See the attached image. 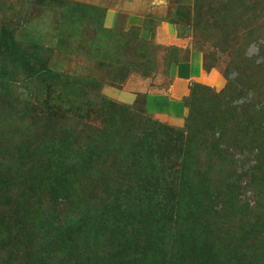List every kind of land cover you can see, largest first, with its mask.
Segmentation results:
<instances>
[{"label":"rangeland","instance_id":"obj_1","mask_svg":"<svg viewBox=\"0 0 264 264\" xmlns=\"http://www.w3.org/2000/svg\"><path fill=\"white\" fill-rule=\"evenodd\" d=\"M147 2L149 23H168L184 41L181 58L192 51L228 81L221 95L193 87L182 126L154 119L141 95L132 103L131 92L122 91L133 75L165 79L175 60L169 55L178 49L139 41L121 14L114 28L104 27L105 10L90 3L0 0V56L62 77L0 90V202L7 189L13 192L0 204V254L7 262L20 263L22 254L25 264H42L40 258L44 264H156L141 250L148 229L139 219L149 215L152 230L181 208L184 217L201 209L226 223L239 214L253 232L246 233L245 255L205 254L199 239L190 253L195 264H264V0ZM194 132L239 163L233 180H189L191 189L181 195ZM105 200L112 205L104 216L70 222L79 216L77 206L102 210ZM40 212L61 228L52 246L32 230ZM86 238L101 256L89 252L95 246Z\"/></svg>","mask_w":264,"mask_h":264},{"label":"trees","instance_id":"obj_2","mask_svg":"<svg viewBox=\"0 0 264 264\" xmlns=\"http://www.w3.org/2000/svg\"><path fill=\"white\" fill-rule=\"evenodd\" d=\"M133 29H135L136 31L135 37H137L139 41H142L139 38L138 29ZM67 40L68 39H63L61 40V43L69 44ZM1 57H4V59H1ZM35 59L39 63L45 61L43 56H41L39 53L35 54ZM24 65H27V70L24 68ZM32 66L33 63L26 64L25 62L21 64L18 59L13 63V61H11L7 56H0V90L12 92V89L15 88L19 83H34L40 80V78L46 76H49L53 82L57 81L58 79H62L61 76L49 72L46 69L31 70ZM203 66L206 70H209L205 67L204 62ZM21 68H23L24 72L21 71ZM71 80L74 79H67L68 82H72ZM225 80L226 84L224 88L219 92H216L214 89L199 84L193 85L191 87V91H193V87H205V89L212 91L215 95H221L225 93L224 91L227 88L228 81L226 77ZM191 91L189 96L185 99V103L188 107V114L190 110L189 105L191 102ZM0 95L2 94L0 93ZM3 95L10 96L9 94L5 93H3ZM143 107L144 111L147 113V109L144 106V97ZM187 117L188 115L186 116L185 121ZM193 121L194 116L188 118L187 126L190 127ZM198 134L199 132H194L192 134L194 139V143L192 145L193 148L185 155V162L183 163L184 168L179 180H186L187 182H183L180 187L181 189L179 190V194L181 195L182 193H184V190L187 191L191 189L189 180H207L210 175H213L216 180L219 179V177L222 180H233L234 178L232 179L231 172L235 167H237L239 163L233 153L228 155L227 149L219 148V146L217 147L216 145L208 146V142L196 138ZM147 157L148 156H146V153L143 152V159L145 158L148 160ZM145 159L143 160V163L145 162ZM261 159V161L263 162L264 155ZM4 195L5 196L3 198V203L0 202L2 208L6 206L5 204L8 203L13 195V192L7 189ZM197 198L198 196H196L195 194L193 203L194 205L199 206V204L195 200ZM105 201L108 202L109 200ZM106 203H104L105 205L103 206L105 207V209L102 210H98L99 207L97 208V206H77L78 209L76 208L77 211L74 212H76L79 216L75 218L69 217V220L71 223L75 224L83 223L85 220L88 221L92 216H94L92 217V220L96 219L97 217L100 218V216H104L105 214L110 212V210L108 211V209L109 207L111 208L112 204L110 202H108L107 204ZM120 205L126 206V204ZM119 209H121V207H119ZM200 210L201 209H198L197 211L200 212ZM198 212L196 213V215H194V217H184L181 213V208H179V211L177 210V213L173 214L170 219L164 218V221L162 222H160V220H157L152 230L149 229V215L145 216L146 214L143 213L139 221L143 223V226L146 227L148 231L145 234L146 240L143 243V246H141V250L153 256L156 260V264H195V258L190 253L194 251V246L197 245L199 239L205 242V248L200 250L205 254L210 251H213L215 254H231L230 252H237L236 254L245 255L246 253H248V240L250 241L251 238L246 237V233L253 232H251V229H249L250 225L246 224V222H244L243 219L240 218L241 216L239 214H237L236 217L233 218V224L231 218L230 221L226 223L218 220L216 216L215 218L214 216H210L209 214H204L202 216V213ZM149 213L150 212H147V214ZM46 215L47 214L45 212H40L39 214L34 216L31 222V226L32 230L38 233L41 239L48 246H52L56 242L57 238H60L59 235L61 228L53 220L48 219ZM85 242L87 246L89 245V247L95 246L92 247L89 252H97L98 255H102L99 251L100 246L95 245L96 243L92 241L91 238H86ZM9 251L11 254L12 250L10 249ZM236 254L234 255V258L236 257ZM232 255L233 254H231L230 256ZM256 255H259L258 252ZM256 255H254V259L259 257ZM56 256L58 255L56 254ZM145 257H147V255ZM22 258L23 255L21 254V256H19L18 258L21 259V261H19L20 263L16 264H25L22 262ZM104 259L108 260L106 258ZM44 261L45 260L40 258V263H47V261ZM0 264H11V262H7L6 257L0 254ZM150 264L155 263L152 262Z\"/></svg>","mask_w":264,"mask_h":264},{"label":"crops","instance_id":"obj_3","mask_svg":"<svg viewBox=\"0 0 264 264\" xmlns=\"http://www.w3.org/2000/svg\"><path fill=\"white\" fill-rule=\"evenodd\" d=\"M101 7L105 10L104 27L114 28L123 15V26L137 28L142 41L162 47H173L178 50L169 55L171 60L167 66L165 79L160 77L146 78L130 76L122 91L131 94L133 101L137 95L144 97L147 114L160 122L174 126L183 125L188 114L185 99L195 84L204 85L216 92L226 84L225 77L216 69L206 70L202 59L189 51L181 58L184 41L177 37L168 23L159 22L151 25L149 17L143 10L149 8L147 0H79ZM155 3V2H153ZM152 3V4H153ZM95 7V6H94ZM176 127V126H175Z\"/></svg>","mask_w":264,"mask_h":264}]
</instances>
